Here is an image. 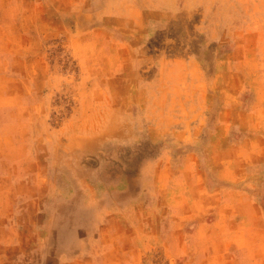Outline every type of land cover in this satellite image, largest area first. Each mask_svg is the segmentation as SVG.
I'll return each mask as SVG.
<instances>
[{
	"label": "rangeland",
	"instance_id": "1",
	"mask_svg": "<svg viewBox=\"0 0 264 264\" xmlns=\"http://www.w3.org/2000/svg\"><path fill=\"white\" fill-rule=\"evenodd\" d=\"M258 97L264 0H0V203L13 207L0 221V264H52L36 243L20 252V235L39 240L38 204L93 180L134 184L142 204L157 185L164 207L168 178L211 190L218 162L238 161L249 171L240 197L264 212V162L248 164L244 142L258 134L247 117ZM202 196L188 219L158 212L144 264H187L175 258L184 253L264 264V236L242 209Z\"/></svg>",
	"mask_w": 264,
	"mask_h": 264
},
{
	"label": "crops",
	"instance_id": "2",
	"mask_svg": "<svg viewBox=\"0 0 264 264\" xmlns=\"http://www.w3.org/2000/svg\"><path fill=\"white\" fill-rule=\"evenodd\" d=\"M256 107L264 109V103L259 97ZM257 108L247 117L250 119V129L258 134L244 139L248 152L245 161L255 164V167L264 162V119L261 120L262 114ZM224 127L220 125L218 130L223 131L222 129H226ZM224 162L225 160H220L217 164L221 168L211 190H206L199 182L188 183L187 178L179 187L176 184L177 177L170 183L169 178L168 183L165 180V190L170 202L166 199L164 207L156 193L157 185L154 186L155 192L152 196L149 194L148 201L143 204L140 202L139 189L134 184L125 187L114 180H93L91 184L86 182V187L77 185L76 188H62L57 191L59 195L52 203L38 204L34 211L36 218L41 220L46 217L47 221L42 226L43 230L38 232L39 240L33 244L34 240H29L28 233H21L20 252L29 255V249L36 243L37 256L52 260V264H144L151 255V248L157 244L158 212L161 209L175 211L179 212L181 218L188 219L189 212L196 215L202 211L204 206L200 199H205L202 196L205 192L206 200L224 196L221 204L228 203L225 205L230 206L226 211L220 210L221 212L229 213L232 209L241 208L243 221L264 236L262 206L252 202L250 198H245V201L241 198L245 190L239 186L243 183L242 179L248 177L249 171L246 169V172H242L238 161H235L236 165L230 166ZM213 205L219 206L220 203ZM29 207V204H22L19 208L21 218L26 217L24 225L27 228ZM12 210L10 205L0 203V221H5L4 217L9 216ZM219 218L215 224L223 219L221 216ZM2 224L5 225L6 222ZM171 235L173 236V232ZM251 236L249 235V242H261L258 237L253 239ZM186 257L189 258L187 264H204L203 257L197 256L196 260L189 257L188 253L175 258Z\"/></svg>",
	"mask_w": 264,
	"mask_h": 264
}]
</instances>
